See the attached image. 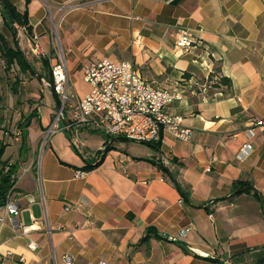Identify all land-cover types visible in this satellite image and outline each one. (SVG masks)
I'll return each mask as SVG.
<instances>
[{"label":"crops","instance_id":"obj_1","mask_svg":"<svg viewBox=\"0 0 264 264\" xmlns=\"http://www.w3.org/2000/svg\"><path fill=\"white\" fill-rule=\"evenodd\" d=\"M8 2L17 13L26 12L30 35L16 32L12 41L1 17L0 34L16 42L28 61L39 60L29 54L30 39L36 36L49 70L58 46L75 96L89 92L83 71L90 64L130 62L148 83L181 93L182 99L167 111L181 118L191 136L181 141L165 131L154 146L59 129L43 145L52 110L42 104L26 128L24 147L18 136L9 162L16 166L15 175L24 168L29 172L13 186L18 208L10 218L18 227L11 221L1 226L0 262L52 264L53 258L62 264L65 254L72 264L262 260L259 202L250 192L231 194L236 182H249L264 200V131L256 129L253 137L246 132L253 121L264 122V0ZM182 34L200 44L182 52L176 47ZM210 73L228 84L216 87L218 79L211 82ZM26 116L15 122L14 135ZM72 139L80 144L78 151ZM245 144L251 151L242 155ZM103 148L104 157L93 166V155ZM11 149L6 146L4 152ZM180 191L187 192L188 202ZM21 227L29 228L22 233ZM185 228L184 239L168 241ZM149 229L153 233L143 241Z\"/></svg>","mask_w":264,"mask_h":264},{"label":"built area","instance_id":"obj_2","mask_svg":"<svg viewBox=\"0 0 264 264\" xmlns=\"http://www.w3.org/2000/svg\"><path fill=\"white\" fill-rule=\"evenodd\" d=\"M59 11H63V8H59ZM53 28L54 32L55 27ZM16 30L18 34L24 32V29L20 27ZM30 41L29 54L36 59H48L39 39L32 36ZM199 44L200 42L182 34L176 42V47L187 53ZM55 59L54 65L50 66L51 85L46 82L44 84L50 88L52 96L60 105V110L56 111L53 121L43 135V145L52 133L59 129L66 130L67 127L70 130L82 129L98 133L107 139L119 138L154 146L161 143L165 131L170 132L177 140L190 139L191 131L182 127L181 118L167 111L170 105L182 99L181 93L176 90L158 88L148 83L130 62L113 63L102 60L90 64L83 71V81L89 86V92L79 98L75 96L69 85L63 57L56 54ZM209 76L212 77L211 82L218 79V76L213 73ZM201 89H206L205 85ZM61 120L67 122V127L59 125ZM256 129L263 132L264 122L253 121L246 131L248 136L253 137ZM19 135V133L16 134V136ZM79 145L75 139H72V146L76 151ZM250 151L249 144H245L240 150L242 155ZM104 154L105 148L93 155V166L101 162ZM28 172L29 169L24 168L18 175L11 176V180L16 181L19 176L26 175ZM17 208L18 205L9 192L5 202L0 206V228L8 221L12 222L14 228L18 227L14 219L10 218L17 215ZM27 228L29 227H21V232L25 233ZM188 232L189 228L182 229L168 241L182 240ZM34 249L35 246L30 244L29 250ZM61 262L72 264L71 258L66 254L61 257ZM0 264L3 263L0 262ZM52 264H56L53 258Z\"/></svg>","mask_w":264,"mask_h":264},{"label":"rangeland","instance_id":"obj_3","mask_svg":"<svg viewBox=\"0 0 264 264\" xmlns=\"http://www.w3.org/2000/svg\"><path fill=\"white\" fill-rule=\"evenodd\" d=\"M54 40L57 42V31L54 30ZM10 37V36H9ZM12 40V37H11ZM58 54L60 52L58 46ZM37 73H47V70L42 69L39 60L29 58ZM17 72L15 70L7 71L4 69V66L0 61V119L1 125L0 128H3V135L0 131L1 144H6L7 147L12 148L4 152L3 160L10 162L14 157L13 147L14 144L19 143V137L14 135L15 133V122L19 119L20 116H26L34 109L40 107L42 104L47 103L51 105V122L53 121L56 109L53 107L52 103V94L50 88L45 86V82L39 81L35 76L23 75L20 74L16 76ZM76 81H81V76L79 73H76L74 76ZM70 85V83H69ZM71 87V85H70ZM51 103V104H50ZM33 125L30 129L29 140H31L33 130ZM43 135H41V139ZM14 139H18V142L15 143ZM42 141V140H41ZM40 141H38L39 144Z\"/></svg>","mask_w":264,"mask_h":264},{"label":"trees","instance_id":"obj_4","mask_svg":"<svg viewBox=\"0 0 264 264\" xmlns=\"http://www.w3.org/2000/svg\"><path fill=\"white\" fill-rule=\"evenodd\" d=\"M11 8L16 16L19 27L23 28L24 31L28 35H30L29 28L27 27L26 12H24L23 14H19L16 12L13 6H11ZM0 17L3 22L4 27L8 30V32L11 33L12 38L15 39L16 32H17L16 28L13 22L11 21V17L9 13L4 9L1 3H0ZM0 57L3 60L4 67L7 71L11 68H14V69L16 68V72H17L16 76L20 74L35 76L39 81L44 80L46 83L51 85V74L48 68V63L46 61L47 59H39V60L41 61L40 63H41L42 68L45 70L48 69L49 71H47V73L45 74L37 73L33 64L25 58L22 51L17 46L16 42H13L11 44L1 34H0ZM220 84L227 85L228 83L226 80H223L222 78L219 77L218 82L215 83V86L217 87ZM34 117H36V114L34 110H32L29 115H27L24 118H21L17 123V127L20 133L19 136L21 140V148L24 147V141L26 137V128L29 126L30 120ZM5 148H6V145L0 144V206L5 202V199L7 195L9 194V192L11 194H14V191H15L13 189L15 180H11V176L15 175L16 166L13 165L12 163H9L8 161L1 160L4 154ZM106 151H107V148H105V152ZM8 165L10 166L8 167ZM159 166H160L159 168L162 170L163 173L167 172V169H165L162 165H159ZM6 167H8L7 171H5ZM248 187H251V184L249 182H236L233 185V191L235 192L241 188H245L242 191V193L250 192L252 197L255 199V201L258 202L259 194L257 192L250 190ZM180 193L183 197L187 194V192L185 191L184 192L180 191ZM263 205H264V200H263ZM262 211H263V216H264V206H263ZM152 233H153L152 229L147 230L146 232L147 235L143 238V241H146L149 238V235H151ZM257 264H264V258L258 261Z\"/></svg>","mask_w":264,"mask_h":264},{"label":"water","instance_id":"obj_5","mask_svg":"<svg viewBox=\"0 0 264 264\" xmlns=\"http://www.w3.org/2000/svg\"><path fill=\"white\" fill-rule=\"evenodd\" d=\"M174 1H176V0H173V3H174ZM0 3H1L2 6L4 7V9L9 13V15H10V17H11V21L13 22L14 26H15L16 28L19 27V25H18V21H17V19H16V16H15V14H14L12 8H11V5L9 4V2H8L7 0H0ZM55 106H56V111H59V110H60V105L58 104V102H57L56 99H55ZM61 123H62V125H63L64 127H67V122H66L65 120H61ZM66 133H67V134L70 133V129H69L68 127H67V129H66ZM117 139H119V138H117ZM123 140H125V139H123ZM172 184H173L177 189H179L178 186L176 185V183H175L174 181H172ZM248 188H249L250 190L256 192L252 187H248ZM244 189H245V188H241V189H239V190L233 192V193L231 194V196H235L236 194L242 192ZM183 199H184L186 202H188V199H187L186 197H183ZM258 202H259L260 209L263 210V206H264V205H263L262 197H261L260 195H259V197H258ZM262 214H263V211H262Z\"/></svg>","mask_w":264,"mask_h":264}]
</instances>
